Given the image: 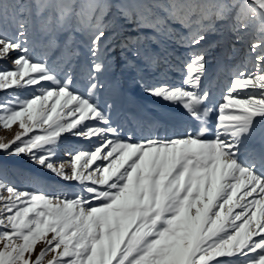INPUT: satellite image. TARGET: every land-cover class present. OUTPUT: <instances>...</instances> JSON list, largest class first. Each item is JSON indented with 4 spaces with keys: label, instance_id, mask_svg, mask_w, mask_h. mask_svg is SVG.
Instances as JSON below:
<instances>
[{
    "label": "snow or ice",
    "instance_id": "6c2138e0",
    "mask_svg": "<svg viewBox=\"0 0 264 264\" xmlns=\"http://www.w3.org/2000/svg\"><path fill=\"white\" fill-rule=\"evenodd\" d=\"M257 23L252 67L209 107L210 49ZM38 46L60 63L34 58ZM182 57L183 86L145 83ZM0 58L14 65L0 71V90L37 93L0 100V127L22 129L0 141V172L26 157L81 188L49 195L0 181V264H264V133L248 148L264 124V0H0ZM132 83L179 104L199 129L125 138L117 118ZM63 134L94 148L57 162Z\"/></svg>",
    "mask_w": 264,
    "mask_h": 264
},
{
    "label": "rangeland",
    "instance_id": "374dc122",
    "mask_svg": "<svg viewBox=\"0 0 264 264\" xmlns=\"http://www.w3.org/2000/svg\"><path fill=\"white\" fill-rule=\"evenodd\" d=\"M35 2V0H30ZM14 25H9L10 31L14 30ZM217 27L226 32L224 24L218 22ZM259 35V24L247 35L241 36L236 39L231 35L227 42L214 44L210 49V68L204 80H202V89L211 93L209 107L214 109L224 102L223 97L232 82L237 72L243 68H251L254 60L250 53L251 44L255 42ZM217 40H222L220 33L213 34ZM65 36L60 37V44L63 45ZM45 49L37 47L34 58L46 59L51 63L55 60L60 63V52L53 50L48 55H44ZM13 57L15 52L11 54ZM187 57L178 58L171 63L173 67H162L155 72L149 73L145 76V83L152 84H168L171 86H183V60ZM78 67L76 75V86L83 90L84 74L87 71V57L84 50L80 51V55L75 58ZM14 65L11 60L0 58V71L13 68ZM47 84L48 82H42ZM7 92H16L20 99L32 98L37 94L34 92L33 87H26L24 89H17L15 86L10 90H0V100L7 99ZM125 101L122 106L121 115L117 118V123H120L125 135L127 132H132L136 139H144L150 136L163 137L165 134H171L178 126L183 123V126H193L195 124L198 130L200 124L198 121H193L192 117L179 105L164 101L162 98H156L147 95L143 89L132 83L127 88ZM218 113L216 111L209 114L208 126L213 128L211 135L214 137V123L215 117ZM22 131L19 128L18 122L5 129L0 127V141L8 143L12 141L17 132ZM39 130H37L38 132ZM264 133V124L257 125V137L248 142L249 149L258 150L261 141L259 135ZM36 133H30L34 135ZM94 145L91 141L82 140L72 134H63L59 142L55 146L57 162L69 161L70 158L65 152L74 153L77 150H92ZM247 154V153H246ZM0 158H3V152L0 150ZM35 177L36 179H30ZM0 181L7 182L14 185L21 190H28L37 193H47L49 195L63 192L68 195L79 193L81 191L80 185L77 182H65L60 178L54 176L50 171L43 169L39 165L34 164L26 157L21 158L15 168L9 169L5 172H0ZM6 196L7 193H0ZM0 201V205H2ZM239 211V209H236ZM3 231V229H0ZM255 238V237H254ZM2 250V244H0ZM40 250V243L36 245V252ZM51 255V254H49Z\"/></svg>",
    "mask_w": 264,
    "mask_h": 264
}]
</instances>
